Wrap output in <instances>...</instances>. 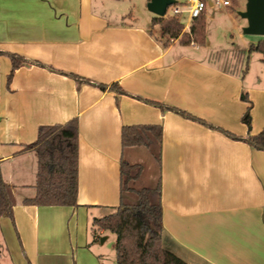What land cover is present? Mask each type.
I'll list each match as a JSON object with an SVG mask.
<instances>
[{"label":"crops","instance_id":"crops-1","mask_svg":"<svg viewBox=\"0 0 264 264\" xmlns=\"http://www.w3.org/2000/svg\"><path fill=\"white\" fill-rule=\"evenodd\" d=\"M120 1L0 0V169L15 198L0 219V264H116L115 235L94 239L93 220L120 202L122 128L150 124L162 126V245L188 264H264V151L225 134L264 129L262 72L235 69L237 48L214 60L208 41L167 42L150 14ZM10 54L28 62L9 80ZM73 118L77 205L24 204L38 165L24 147L40 126Z\"/></svg>","mask_w":264,"mask_h":264},{"label":"trees","instance_id":"trees-1","mask_svg":"<svg viewBox=\"0 0 264 264\" xmlns=\"http://www.w3.org/2000/svg\"><path fill=\"white\" fill-rule=\"evenodd\" d=\"M152 24L160 27L162 35L167 37V42L178 40L185 45L206 44L204 12L191 21L188 32H183L179 15L154 16ZM252 52L260 53L264 61V37L256 44L250 45L246 59ZM10 57L12 70L9 80L16 68L28 62L27 59L16 54H10ZM233 63L235 69L242 68L243 73L247 70V61L245 63L243 55L234 53ZM71 75L79 82L92 84L103 90L107 88L105 84ZM110 88L123 92L118 84L113 83ZM156 105L163 110L175 111L214 128L211 124L185 111L159 103ZM245 121H249L248 114L245 116ZM225 134L244 141L257 150L264 151V129L256 135L243 138L227 131ZM121 142L120 202L110 214L93 220V238L97 239L101 231H109L115 235L116 264H188L162 245V126L160 124L124 126ZM26 150H33L36 153L38 165L34 185L35 195L24 199L23 203L38 206H76L79 171L77 118L63 124L40 126L37 139L24 147L23 151ZM153 164L157 166L156 181L148 175ZM146 170L147 174H145ZM14 205L13 188L3 180L0 169V219L12 218Z\"/></svg>","mask_w":264,"mask_h":264},{"label":"rangeland","instance_id":"rangeland-1","mask_svg":"<svg viewBox=\"0 0 264 264\" xmlns=\"http://www.w3.org/2000/svg\"><path fill=\"white\" fill-rule=\"evenodd\" d=\"M207 7L205 9V35L206 41L209 42L211 52L209 59H216L217 53L222 58L228 57L231 50L237 48V51L233 53H239L245 57V63L250 68V71L262 72V78H264V62L262 61V55L257 52L249 54L246 59L244 49H248L251 44H256L261 38L260 36L243 35V28L247 23L244 18L240 16V12L244 11L246 7V0H230L231 4L228 7H224L216 2V0H206ZM209 2L213 5H209ZM177 3L182 5L184 0H177ZM118 4L124 9L125 12L133 11L137 17H145L146 14H150L151 17L155 15L147 9V0H121ZM170 11H167V15H170ZM129 20V18H127ZM180 22L183 24V32L190 30L191 23L188 24L186 14L179 16ZM240 24H244L242 26ZM236 25L237 28H233ZM188 27V28H187ZM236 29V30H235ZM234 64V63H233ZM234 67V65H233ZM147 174V170L146 173ZM148 175L152 177L154 181L157 178V166H153L149 169ZM108 240L104 242L105 254L112 260L114 256L113 248V235L108 234Z\"/></svg>","mask_w":264,"mask_h":264},{"label":"water","instance_id":"water-1","mask_svg":"<svg viewBox=\"0 0 264 264\" xmlns=\"http://www.w3.org/2000/svg\"><path fill=\"white\" fill-rule=\"evenodd\" d=\"M176 0H150L147 9L157 17H165ZM247 22L245 35L264 37V0H246L245 10L239 13Z\"/></svg>","mask_w":264,"mask_h":264},{"label":"built area","instance_id":"built-area-1","mask_svg":"<svg viewBox=\"0 0 264 264\" xmlns=\"http://www.w3.org/2000/svg\"><path fill=\"white\" fill-rule=\"evenodd\" d=\"M216 2L224 7L230 6L231 4L230 0H216ZM206 7V0H184V4L180 5L175 3L170 6L167 11L171 12L170 15L181 16L186 14L189 24L194 18H197L202 12H204Z\"/></svg>","mask_w":264,"mask_h":264}]
</instances>
